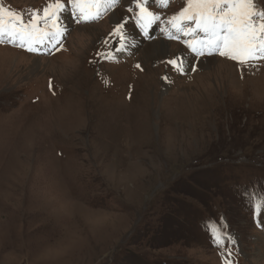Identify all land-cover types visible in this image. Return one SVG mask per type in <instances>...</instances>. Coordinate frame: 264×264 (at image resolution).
Masks as SVG:
<instances>
[{
    "label": "rangeland",
    "instance_id": "374dc122",
    "mask_svg": "<svg viewBox=\"0 0 264 264\" xmlns=\"http://www.w3.org/2000/svg\"><path fill=\"white\" fill-rule=\"evenodd\" d=\"M66 2L0 0V264H264V56L208 54L198 0Z\"/></svg>",
    "mask_w": 264,
    "mask_h": 264
},
{
    "label": "snow or ice",
    "instance_id": "6c2138e0",
    "mask_svg": "<svg viewBox=\"0 0 264 264\" xmlns=\"http://www.w3.org/2000/svg\"><path fill=\"white\" fill-rule=\"evenodd\" d=\"M189 2L191 3V0ZM70 3L73 7L80 6L79 0H70ZM257 3L264 5V0H257L256 3H254V0H198L194 13L185 18L195 20L197 28L209 34L206 41L208 54L219 51L221 56H230L234 60L243 62L248 58L264 56V11H257ZM56 7L60 8L59 3ZM137 7L139 12L137 13L136 23L143 29L145 25L141 22L153 14L147 12L139 2H137ZM2 11L3 9H0V12ZM47 11L46 8L45 13ZM81 14L84 20L89 19L87 15L83 14V9H81ZM8 15L14 17L15 14L9 12ZM258 17L260 22L257 26ZM221 32H223V35H221ZM9 34L13 35L15 33L10 32ZM192 51H199L200 55L204 54L202 50H197L194 47ZM168 63L180 75L187 71L176 60H170ZM193 70H195L194 67ZM258 226L264 229V212L261 213Z\"/></svg>",
    "mask_w": 264,
    "mask_h": 264
},
{
    "label": "bare ground",
    "instance_id": "6f19581e",
    "mask_svg": "<svg viewBox=\"0 0 264 264\" xmlns=\"http://www.w3.org/2000/svg\"><path fill=\"white\" fill-rule=\"evenodd\" d=\"M91 13H90V11L88 12V15H90ZM112 14V16L110 17L111 18V21L113 22H115V21H117L118 19H119V17H121V12H120V10H115L113 13H111ZM108 17V16H107ZM127 19V18H126ZM125 23V22H124ZM115 24V23H114ZM128 24V23H127ZM105 26V25H104ZM121 26H122V24H121ZM127 26V25H126ZM129 26V25H128ZM127 26V27H128ZM77 27V26H76ZM95 27V26H94ZM98 28V27H97ZM131 28V27H130ZM121 29V28H120ZM119 29V30H120ZM94 28H88L87 26H85V25H83V27H82V29H81V31L79 32V34H77V35H80V36H78V42L80 43H78V47H77V53H79L80 51H81V49L82 48H84L85 46H86V44H87V42L88 41H90V39L93 37V34H94ZM130 32V31H129ZM78 33V32H77ZM131 34V33H130ZM133 34V33H132ZM95 35V34H94ZM124 35H126V33L124 34ZM137 35V34H136ZM95 37V36H94ZM131 37V36H130ZM129 39H131V38H129ZM135 39V38H134ZM80 40V41H79ZM91 40H93V39H91ZM129 41H131V40H129ZM128 41V39H126V38H123V40L121 41V42H119L118 43V45H119V48H122L120 51H119V49H116L115 51H114V49H113V52L114 53H123V52H125L127 49H128V44L130 43ZM148 43V42H147ZM146 43V45H145V47L143 48V51L141 52V54H144L145 55V57L149 60V61H152V60H154L155 59V57H158V56H162L165 52H167V50H168V45H169V43L168 42H165V41H157L156 40V42H153V43H151V44H147ZM117 44V43H116ZM140 44V43H139ZM123 45V46H122ZM143 45H144V43H143ZM136 46V45H135ZM139 46V45H138ZM142 46V45H141ZM87 47V46H86ZM133 47V46H132ZM65 48H66V44H65ZM130 48V47H129ZM134 48V47H133ZM132 48V49H133ZM141 48V47H140ZM139 48V49H140ZM177 48H178V46H177ZM84 50H86V49H84ZM173 50V49H172ZM176 50V49H175ZM180 50H181V48H180ZM131 51V50H130ZM175 52V51H174ZM61 53V52H60ZM180 53V52H179ZM183 53V52H182ZM125 54V53H124ZM187 54V53H186ZM30 54H28V56H29ZM58 55V54H57ZM165 55V54H164ZM31 56H33V55H31ZM59 56V55H58ZM119 56V55H118ZM122 56V55H121ZM141 56H143V55H141ZM184 56V55H183ZM33 57H40V56H33ZM187 57H189L188 55H187ZM186 58V57H185ZM49 59V58H48ZM137 59V58H136ZM136 59H132V60H134L133 62L135 63V61H136ZM212 59H213V57L211 58H204V59H201V61L202 62H206V63H208V62H210V61H212ZM131 60V59H130ZM145 61V60H144ZM216 61H218V60H216ZM146 62V61H145ZM154 62H156V61H154ZM153 62V63H154ZM219 63H223V62H221V61H218ZM38 64V65H37ZM202 64V63H201ZM200 64V65H201ZM226 64V63H225ZM35 66H37V68L39 67H41L40 66V63L37 61V63H35ZM202 66V65H201ZM134 67V66H133ZM116 72H118V71H116ZM261 263H264V258H263V260L261 261Z\"/></svg>",
    "mask_w": 264,
    "mask_h": 264
}]
</instances>
